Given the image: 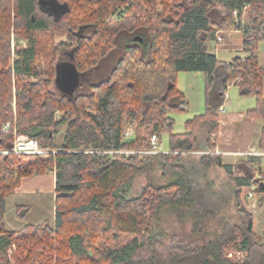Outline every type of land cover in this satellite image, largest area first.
Here are the masks:
<instances>
[{"label": "trees", "instance_id": "16d2710c", "mask_svg": "<svg viewBox=\"0 0 264 264\" xmlns=\"http://www.w3.org/2000/svg\"><path fill=\"white\" fill-rule=\"evenodd\" d=\"M235 29L247 56L218 60L211 43ZM12 30L28 44L10 62ZM122 38L106 77L80 93L51 89L63 55L84 76ZM262 41L264 0H0V150L16 133L46 150L0 153V264H264V230L244 201L246 187L264 201V173L252 156L224 163L215 141L236 84L256 97L247 115L263 121L264 143ZM42 61L45 79L33 82ZM180 71L203 73L205 108L175 133L169 112L189 107ZM164 133L165 151L148 152ZM47 173L56 175L55 225L9 230L7 197L23 178ZM16 210L23 219L29 206ZM233 246L243 259L230 257Z\"/></svg>", "mask_w": 264, "mask_h": 264}, {"label": "crops", "instance_id": "0c3cea01", "mask_svg": "<svg viewBox=\"0 0 264 264\" xmlns=\"http://www.w3.org/2000/svg\"><path fill=\"white\" fill-rule=\"evenodd\" d=\"M223 35L224 40L221 43L222 46H215L216 50L214 54L218 60L229 62L236 57L247 56V52L244 49L243 32L241 29L224 31ZM212 44L215 45L214 42H212ZM259 60L261 65L264 66L260 53ZM182 76L185 78V89L180 85ZM177 87L187 98L189 107L195 103L194 110L192 106L189 109V114L191 116H195L204 111V76L201 71H180L177 76ZM255 105V96H241L239 94V87L236 84H231L227 91L223 106L224 110L219 114L215 141L217 153L222 156L224 163L235 164L242 158L252 156L255 166L259 167L264 173V154H260L264 152V143L263 145L259 144L263 121L259 118L247 115V112L254 108ZM163 151H165V149ZM55 188V173H49L48 176L47 174L34 175L23 178L21 185L13 194L21 197L20 199L23 197L27 199V197L37 193L38 190L43 189V191H47V194L53 195L55 204ZM249 189V187H246L245 192H248ZM261 197L262 196L258 195V198L254 202L251 201L247 204V206L250 207L249 210L255 213L254 229L258 233H262L264 230V201H258Z\"/></svg>", "mask_w": 264, "mask_h": 264}, {"label": "rangeland", "instance_id": "374dc122", "mask_svg": "<svg viewBox=\"0 0 264 264\" xmlns=\"http://www.w3.org/2000/svg\"><path fill=\"white\" fill-rule=\"evenodd\" d=\"M123 7H125V5ZM89 32H90V30L88 31V33ZM65 39H66V37H56V44H58L61 40L65 41ZM123 40H126V38H122V41ZM123 43H124V41L120 42V47L115 49L108 58L104 59L101 62L100 66L98 68L99 71L95 70L93 72H89L86 75L84 80H83V77L81 76V74H79L78 84L72 92H70L72 89L71 85H69V83H67V85H66V83H63L62 81H61V85L53 83V85H51V89L57 93H59L60 91L71 93V94L84 92L86 89V85L84 83L87 80L92 79L93 81L98 82L102 78L106 77L109 74V72L113 69V67L116 65L118 59L121 57V55L123 53V51H122ZM27 44H28V42L25 38H23V37H21V35L17 34L15 32V30H12V33H11V54H12V58H11L10 62H12L13 59L16 57L17 47L19 45H22L23 47H27ZM215 46L216 45L211 43V49H212L213 53L216 50ZM219 46H222V44L217 45V47H219ZM259 53L262 56V60L264 62V41H262L259 44ZM60 60H61L60 63H62V64H60L61 66L64 65V68H67V69L72 68L73 69V66H72L73 64L68 60L67 55H63ZM37 66H38V70L40 71V74H39V76H34L31 81L42 82L46 76L45 72H47V63L45 61H42ZM43 75H45V76H43ZM79 80L80 81L83 80L82 82H84V83L79 82ZM93 81H91V82H93ZM180 85L183 89H185V78H184V76L181 77ZM13 105L15 107V103H13ZM191 106H192V109L194 110L195 103H193V105H191ZM190 107H188V109L186 111L184 110V111H180V112H176V111L169 112V115L175 120V124L173 126V131L175 133L176 132H184L185 122H186L187 118L193 117L189 114ZM168 136H169L168 133H164L161 136V148H162V150H164L168 147ZM48 175H49V173H47V176ZM143 183H145V178H144V176H141L136 180V183H135L136 190H138L139 187H141V185ZM20 198L21 197H19V196H15V194H11L10 197L8 196L6 199L5 220H6L7 228L9 230L21 229L27 223L39 224V223H43L44 221L49 222L53 226L55 225L57 215H56V209L54 207L53 195L47 194V191H43V189H40L37 191V193L33 194L32 196L27 197V199H25L26 197H23L22 199H20ZM257 198H258V195L255 194V200ZM22 200H24V201H22ZM21 203L29 206V211H28L26 217L23 219H20L18 217L17 210H16L17 205L21 204ZM245 204H246V207L249 209L250 207L247 206L248 203L246 201H245ZM254 214L255 213L253 212V215ZM174 225H175L174 223L170 222L169 227L172 228ZM13 248H14V246L12 248H10L9 254L12 253ZM230 254H232V255H230ZM229 255H230V257H232L236 260H240V259L244 258L245 252L239 250L236 246H233L229 249Z\"/></svg>", "mask_w": 264, "mask_h": 264}, {"label": "built area", "instance_id": "2783aa9c", "mask_svg": "<svg viewBox=\"0 0 264 264\" xmlns=\"http://www.w3.org/2000/svg\"><path fill=\"white\" fill-rule=\"evenodd\" d=\"M234 13L236 15L237 11H235ZM223 40H224L223 31H219L216 35V42L222 43ZM223 110H224V107L222 106L220 108V111L223 112ZM8 128H9V124H6L4 131H6V129ZM132 134H133L132 130H129L126 133V136H131ZM11 151L15 153H24V154H35V153L46 152V150L42 148V146L36 139L31 138L25 134H17V133L14 138L12 149L11 150H0V153L1 152H11ZM161 151L163 150L158 142V137L157 135H153L151 139V149L148 152L156 153V152H161ZM118 152L129 154V153H133L134 151L120 150ZM260 154H264V152ZM252 190L253 188H250L248 192L244 193L245 201L247 203L251 201L253 202L255 201V195L253 194Z\"/></svg>", "mask_w": 264, "mask_h": 264}, {"label": "water", "instance_id": "95a60500", "mask_svg": "<svg viewBox=\"0 0 264 264\" xmlns=\"http://www.w3.org/2000/svg\"><path fill=\"white\" fill-rule=\"evenodd\" d=\"M124 1H127V0H124ZM137 39L141 40V38L137 37ZM73 66V65H72ZM60 68V69H59ZM57 67V77L56 78V82L58 85H61V81L63 83H69V85H71V91L72 92L74 90V88L77 86L78 84V73L77 71L75 70L74 66H73V69L72 68H62V67ZM64 69L68 72V74L66 75L67 77L64 76ZM64 78H65V81H64ZM68 85V86H69ZM0 131H1V126H0Z\"/></svg>", "mask_w": 264, "mask_h": 264}, {"label": "flooded vegetation", "instance_id": "af4514ba", "mask_svg": "<svg viewBox=\"0 0 264 264\" xmlns=\"http://www.w3.org/2000/svg\"><path fill=\"white\" fill-rule=\"evenodd\" d=\"M60 64H62V63L59 62L58 66H57L58 68L61 66ZM61 67L63 68L64 65L61 66ZM98 68H99V67H98ZM98 68H97V69H94V70H92V71H90V72H93V71H95V70H98V71H99ZM59 69H60V68H59ZM64 73H65L64 76L67 77L66 75L68 74V72H67L65 69H64ZM88 73H89V72H88ZM88 73H87V74H88ZM87 74H86V75H87ZM86 75L82 76V77H83V80L85 79ZM56 78H58L57 75H56ZM83 80H82V81H83ZM64 81H65V78H64ZM82 81L79 80V82H82ZM87 81H89V80H87ZM82 83H84V82H82Z\"/></svg>", "mask_w": 264, "mask_h": 264}]
</instances>
